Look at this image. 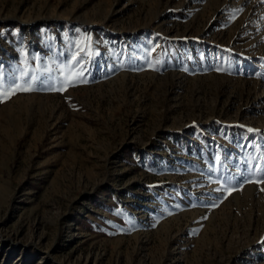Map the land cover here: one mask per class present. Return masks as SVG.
I'll return each mask as SVG.
<instances>
[{
  "label": "rangeland",
  "instance_id": "rangeland-1",
  "mask_svg": "<svg viewBox=\"0 0 264 264\" xmlns=\"http://www.w3.org/2000/svg\"><path fill=\"white\" fill-rule=\"evenodd\" d=\"M22 72L0 264H264V0H0Z\"/></svg>",
  "mask_w": 264,
  "mask_h": 264
},
{
  "label": "snow or ice",
  "instance_id": "snow-or-ice-1",
  "mask_svg": "<svg viewBox=\"0 0 264 264\" xmlns=\"http://www.w3.org/2000/svg\"><path fill=\"white\" fill-rule=\"evenodd\" d=\"M83 50L86 52L88 48L87 41L82 46ZM81 50V46H78V51ZM83 63V56H77L74 57V63L72 64L71 68L69 69V72L67 76H70L72 71L77 70L80 73H83L85 69L81 66ZM67 76L64 77L63 80H58L55 84H49L48 87L50 90H63L67 85ZM37 80L38 77L35 74H31L28 72H22L21 75L18 78H14V82L9 84L7 87H5L4 79L0 77V100H2L4 95H7L9 93L15 94L16 90H22V91H34L37 90ZM77 80L83 81L82 76H78ZM76 80L71 82V86H75ZM43 83V81H41ZM249 131H252V129H249ZM260 175L257 177V180L260 182H264V166H261L259 168ZM251 179V176L249 177ZM264 191V189H261Z\"/></svg>",
  "mask_w": 264,
  "mask_h": 264
}]
</instances>
